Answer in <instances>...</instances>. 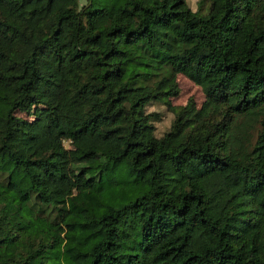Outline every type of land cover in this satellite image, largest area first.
<instances>
[{"label": "trees", "instance_id": "1", "mask_svg": "<svg viewBox=\"0 0 264 264\" xmlns=\"http://www.w3.org/2000/svg\"><path fill=\"white\" fill-rule=\"evenodd\" d=\"M0 264H264V0H0Z\"/></svg>", "mask_w": 264, "mask_h": 264}, {"label": "rangeland", "instance_id": "2", "mask_svg": "<svg viewBox=\"0 0 264 264\" xmlns=\"http://www.w3.org/2000/svg\"><path fill=\"white\" fill-rule=\"evenodd\" d=\"M82 4H84V0H81ZM198 0H192L193 8H197ZM178 82L181 89V94L177 99L173 100V105L175 106H183L185 105L189 99L194 98L197 103L200 105L204 100V94L202 89L191 82L189 79H187L184 76L178 77ZM149 111L153 112H161L164 113V120L162 123L157 124V134L161 136L163 133L167 131V129L170 127L171 121H172V115L168 112H166V108L160 105H153L149 107Z\"/></svg>", "mask_w": 264, "mask_h": 264}]
</instances>
